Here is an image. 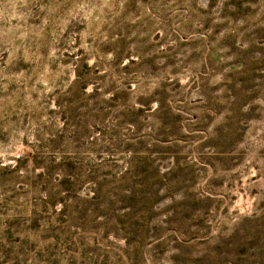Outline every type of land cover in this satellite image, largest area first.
Masks as SVG:
<instances>
[{
    "label": "rangeland",
    "instance_id": "obj_1",
    "mask_svg": "<svg viewBox=\"0 0 264 264\" xmlns=\"http://www.w3.org/2000/svg\"><path fill=\"white\" fill-rule=\"evenodd\" d=\"M0 264H264V0H0Z\"/></svg>",
    "mask_w": 264,
    "mask_h": 264
}]
</instances>
